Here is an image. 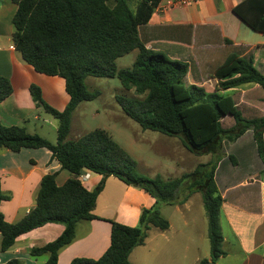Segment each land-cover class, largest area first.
Instances as JSON below:
<instances>
[{
  "label": "trees",
  "instance_id": "1",
  "mask_svg": "<svg viewBox=\"0 0 264 264\" xmlns=\"http://www.w3.org/2000/svg\"><path fill=\"white\" fill-rule=\"evenodd\" d=\"M161 1L12 0L17 5L12 37L16 51L36 72L63 78L70 101L64 111H58L44 101L39 86L31 85L36 105L59 122L57 143L31 134L24 127H6L0 121V154L47 149L61 170L72 176L63 186L56 182L57 173L44 176L36 207L18 223H9L0 209L3 252L21 236L59 224L65 229L57 240L30 252L34 259L46 257L45 264H58L60 252L74 242L78 224L97 219L94 211L106 179L116 177L145 191L155 199V206L143 209L138 227L112 221L111 244L101 258H76L71 264H132L129 257L145 244L149 230L164 232L170 228L161 216V208L184 205L195 193L202 194L208 215L211 262L226 255L220 223L224 200L215 179L218 164L225 156L223 143H234L253 129L258 155L264 163V116H244L237 96L229 92L248 84L264 89V73L256 68L253 57L231 54L211 75L217 80L214 92L188 85V64L147 49L139 36V28L149 23ZM234 13L254 31L264 33V0H246L234 8ZM133 51L138 55L132 67L119 69L116 61ZM88 77L118 78L124 89L142 97H116L129 118L144 131L179 137L188 151L211 154V160L180 178H149L138 173L137 161L105 130L96 129L77 140H68L74 112L81 103L100 95L88 90ZM12 94L10 80L0 76V104ZM226 117L234 118L232 128H224L222 120ZM230 159L236 164L233 157ZM86 171L103 176L94 190L85 188L78 179ZM9 198L2 192L0 181V206ZM7 264L22 262L13 259Z\"/></svg>",
  "mask_w": 264,
  "mask_h": 264
},
{
  "label": "crops",
  "instance_id": "2",
  "mask_svg": "<svg viewBox=\"0 0 264 264\" xmlns=\"http://www.w3.org/2000/svg\"><path fill=\"white\" fill-rule=\"evenodd\" d=\"M168 1L172 0H162L161 4ZM245 1L200 0L166 12L156 9L149 23L139 28L140 39L147 49L188 64V85L214 92L217 80L211 75L231 54L253 57L256 68L264 73V33L254 31L234 13V8ZM16 11L17 5L12 0H0V76L9 79L13 87V94L0 104V121L6 127H24L29 133L48 140L45 128L49 125L51 131L57 133L58 126L43 119V108L33 101L31 85L39 86L44 101L58 111L66 109L70 97L63 78L36 72L16 51L12 41ZM260 88L248 84L229 93L240 95L238 107L253 115L259 110V101L264 103V97L257 99L255 94ZM261 114L264 116V112ZM225 120L229 117L222 120L223 125ZM233 126L234 122H231L227 129ZM57 140L58 134L56 143ZM223 152L225 156L218 164L215 179L224 200L221 228L225 223L232 234L222 228L226 253L223 258L233 256L230 247L234 239L245 256L241 264H264V163L258 155L253 129L234 143L225 141ZM54 173H57L58 186H63L72 176L69 171L61 170L59 162L47 149H23L18 153L3 151L0 154L2 192L10 197L2 202L0 209L9 223H18L36 207L43 177ZM102 180L103 176L90 172V179L83 186L91 191ZM155 204V199L145 191L128 186L116 177L107 178L94 211L97 219L78 224L76 238L60 252L58 264H71L76 258H101L111 244V222L138 227L143 209H151ZM172 227L171 223L169 229ZM64 229L59 224L38 228L19 237L5 252L1 250L0 234V264L13 259L22 264H45L46 257L34 259L31 250L57 240ZM154 230H149L145 244L131 253L132 264H176L170 254L171 249L177 247L166 234L168 230L157 229L160 232L157 234ZM175 256L179 259L177 254ZM201 261L198 258L196 264Z\"/></svg>",
  "mask_w": 264,
  "mask_h": 264
},
{
  "label": "rangeland",
  "instance_id": "3",
  "mask_svg": "<svg viewBox=\"0 0 264 264\" xmlns=\"http://www.w3.org/2000/svg\"><path fill=\"white\" fill-rule=\"evenodd\" d=\"M137 55L138 51H133L123 56L116 61L117 67L119 69L131 68ZM85 83L89 91H97L100 95L93 101L81 103L74 112L68 140H77L96 129L105 130L137 161L138 173L149 178H155L157 175L166 179L180 178L193 172L198 165L211 160V154L196 155L188 151L179 137L144 131L139 124L129 118L117 102L116 97L123 96L129 99L142 97L137 96L134 91L124 89L118 78L88 77ZM230 94L235 95L234 92ZM255 94L257 99L263 98L264 89L260 88ZM235 96L240 103V95ZM259 104V110L255 111L253 115L244 112L243 109L240 110L247 118L260 117L261 112H264V103L259 101ZM42 117L49 119L55 127L59 124L58 120L44 109ZM231 122H234L235 125L233 117L225 120L224 128L229 127ZM45 129L48 132L46 134H48L49 142L56 144L57 133L52 132L49 125ZM160 212L162 218L173 225L166 234L177 247L171 249L170 254L176 264H196L198 258L202 261H210L209 264H241L245 259L244 253L240 252L241 247L233 239L230 247L234 252L233 256L229 258H223V256L216 262H211L209 221L201 193H195L186 206L182 205L180 208L177 205L165 206L161 208ZM222 228L225 232H229L225 223L222 224ZM155 233L160 232L155 228ZM176 254L179 259L175 256ZM157 260L161 262L160 257Z\"/></svg>",
  "mask_w": 264,
  "mask_h": 264
},
{
  "label": "built area",
  "instance_id": "4",
  "mask_svg": "<svg viewBox=\"0 0 264 264\" xmlns=\"http://www.w3.org/2000/svg\"><path fill=\"white\" fill-rule=\"evenodd\" d=\"M200 0H175V1H168L166 4H159L158 7L156 8L160 12H166L169 11L170 9L174 7H184L187 6L190 3H197ZM79 181L82 184H85L89 179H90V172H85L82 175L79 176Z\"/></svg>",
  "mask_w": 264,
  "mask_h": 264
}]
</instances>
